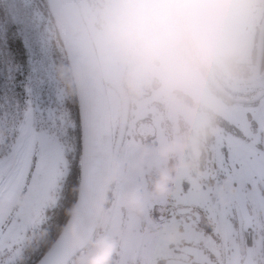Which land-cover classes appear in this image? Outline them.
I'll list each match as a JSON object with an SVG mask.
<instances>
[{
	"label": "clouds",
	"instance_id": "obj_1",
	"mask_svg": "<svg viewBox=\"0 0 264 264\" xmlns=\"http://www.w3.org/2000/svg\"><path fill=\"white\" fill-rule=\"evenodd\" d=\"M264 0H70L64 30L54 37L67 50L56 67L71 92L87 84L99 115L116 139L98 193H81L65 208L60 233L79 249L74 264H114L124 229L111 224L106 204L116 196L131 217L171 194L180 178L208 182L219 118L256 79L254 17ZM224 199L237 186L230 176L209 184ZM85 210L94 227L85 236ZM169 242L180 224H161Z\"/></svg>",
	"mask_w": 264,
	"mask_h": 264
},
{
	"label": "snow or ice",
	"instance_id": "obj_2",
	"mask_svg": "<svg viewBox=\"0 0 264 264\" xmlns=\"http://www.w3.org/2000/svg\"><path fill=\"white\" fill-rule=\"evenodd\" d=\"M46 8L0 0V264H71L64 209L112 149L88 102L51 73ZM211 152L210 182L230 176L237 191L221 199L210 182L181 181L153 208L184 231L168 264H264V95L221 123Z\"/></svg>",
	"mask_w": 264,
	"mask_h": 264
},
{
	"label": "flooded vegetation",
	"instance_id": "obj_3",
	"mask_svg": "<svg viewBox=\"0 0 264 264\" xmlns=\"http://www.w3.org/2000/svg\"><path fill=\"white\" fill-rule=\"evenodd\" d=\"M256 13H257V11H256ZM262 26H264V8H260L257 15H255V17H254L253 44H254V47L256 50V54L258 51L257 37H258V34L261 33ZM260 62L261 63H260V67L258 68V74H257L256 79L249 85L247 90L240 95V98L250 99L261 89L260 82H262L264 80V32H263V45H262ZM231 104H239V105H246L247 106L249 103L232 102ZM225 120H226V118L225 119L223 117L219 118L218 131L220 129L221 123ZM111 131H112V129H111ZM112 140L114 143L115 134L113 131H112ZM124 142H125V140L122 139L119 149L124 148ZM131 147L134 148V143L131 144ZM213 159H214V157H213L212 152H211V157H210V173L211 174L209 175V179H208L207 183L210 182V178L212 175V161H213ZM181 181H191V180L186 179V178H180L177 182V185ZM211 183H214V182H210L209 184H211ZM116 191L117 190L114 189L112 192L108 193L109 199H108V202L106 204V208L112 202V208L108 212L109 220H110L111 214L114 213V211H116L118 214V226L123 228L124 230L126 229V233L128 234L129 233L128 227L131 224L128 221V213L119 201H118V204L117 203L113 204V202L116 201V198H117V196H115ZM169 195L170 194H167V195H164L162 197H159L158 199H156L154 201H150L149 202L150 207H149V210L146 214H144L143 216H141L139 218L133 217L137 222V224H136L137 226L132 223L135 230H141L143 233H147L149 235L150 234L151 235H158L157 236V249H154L155 253H152L150 246H147L146 247V256H144L143 258L139 257L138 264H149L147 261V258L149 259L150 264H168V252L172 249L180 247L182 245L184 239H185L183 228L180 225L181 232H182L181 239L175 243L169 242V240L167 239L166 233L161 229V224H163L167 221H170V220L171 221H174V220L169 219V218L161 219L159 215H153V212H152L153 208H157L164 201V199ZM121 243H122V240H121ZM121 243H120V246H121ZM120 246L118 248L114 264H123L121 262V260L119 261V258H118ZM127 251H128V249H127ZM137 252L140 253L139 250H136V252L134 250H131L129 252H126V254L128 257L131 254H134Z\"/></svg>",
	"mask_w": 264,
	"mask_h": 264
},
{
	"label": "water",
	"instance_id": "obj_4",
	"mask_svg": "<svg viewBox=\"0 0 264 264\" xmlns=\"http://www.w3.org/2000/svg\"><path fill=\"white\" fill-rule=\"evenodd\" d=\"M47 1H48V5L50 8L52 18L54 20L55 30L59 29L60 31H63L64 30V22L66 20V17L68 15V11L70 8V0H47ZM263 32H264V26H262L261 33H259L258 37H257L258 51L256 54V77L258 74V68L260 67V63H261L260 60H261V51H262V45H263ZM63 50H64L65 57L67 60L68 52L64 47H63ZM260 86H261L260 91H258L252 98L243 99V98L239 97L234 102L250 103L255 98L264 95V80L262 82H260ZM74 89H75V94L77 96L84 98L88 102V104L92 108V110L95 112V114L103 121V123L106 126V129L109 133V136L111 138V142H112V149L104 157L103 163L88 178L82 179L81 185H79L77 187V189L81 193H98L102 190V186L98 183L97 177L102 172L103 168L105 167V165L108 161V158L112 155V153L114 151H117L119 149L122 139L117 140L116 136H115V140L113 143L111 127L107 124V122L97 112L96 101H95L91 91L89 90L87 84L84 82H80L79 84L74 85ZM77 195H78V193L76 192V195H75L76 198H77ZM93 227H94V215L90 211L85 210L83 215H82V220H81V231L85 236H87L91 233ZM60 235H61V233H60ZM61 237L63 239V243H64L65 247L71 253V258L74 257L76 255V253L79 251V249L72 246L70 241L65 236L61 235Z\"/></svg>",
	"mask_w": 264,
	"mask_h": 264
},
{
	"label": "rangeland",
	"instance_id": "obj_5",
	"mask_svg": "<svg viewBox=\"0 0 264 264\" xmlns=\"http://www.w3.org/2000/svg\"><path fill=\"white\" fill-rule=\"evenodd\" d=\"M259 10H260V8L258 7L257 13ZM257 13L255 15H257ZM45 36H46V41H47L49 51L51 53L50 38H49V35L46 32V30H45ZM50 70H51V73H52L53 77L55 78V80L59 83V80L56 76V69L54 68V62H53L52 58H50ZM59 85H60V83H59ZM60 87L62 89L61 85H60ZM244 107H246V105L230 104L227 107V110L220 117H223L224 119L225 118L228 119L234 113L241 111ZM132 143H133L132 141H125L124 142V148H125L126 152L125 151L122 152V155L128 156L131 154V151L133 150V148L131 147ZM118 201H119V199L116 198V201H114L113 204H115V203L118 204ZM107 208H108L107 210L109 212V210L112 208V202H111V204H109V206ZM128 221H129V223H131L130 226L128 227L129 233L127 234L126 229L124 230L122 243H121L120 250L118 253L119 261L121 260V262L123 264H124L125 259L127 258L126 252H129L131 250H134L136 252V250H139L140 251L139 257L143 258L144 256H146V247L147 246H150L152 253H155L154 249H157V236L158 235H151L150 234L151 235L150 236L147 233H143L141 230H135L132 223L136 225L137 222L133 217H131L129 215H128ZM110 222L113 225H118V214L116 211H114V213L111 214ZM127 249H128V251H127ZM147 261L150 264V261L148 258H147Z\"/></svg>",
	"mask_w": 264,
	"mask_h": 264
},
{
	"label": "trees",
	"instance_id": "obj_6",
	"mask_svg": "<svg viewBox=\"0 0 264 264\" xmlns=\"http://www.w3.org/2000/svg\"><path fill=\"white\" fill-rule=\"evenodd\" d=\"M44 2L47 4V8H46V12H45V30L46 32L48 33L49 35V38H50V47H51V54H52V59H53V62H54V68L56 69L57 65H59L60 63L62 62H67L66 60V57H65V53H64V50H63V47L61 45V43L58 42V40L54 37V32L56 31L55 30V27H54V20L52 18V15H51V12H50V8H49V5H48V1L47 0H44ZM56 76H57V72H56ZM58 78V76H57ZM59 80V79H58ZM59 83L60 85L62 86V90L67 93V94H75V89H73L71 92L60 82L59 80ZM76 95V94H75ZM78 187V186H77ZM75 187V188H77ZM73 191V190H72ZM74 192V191H73ZM75 195H76V192H74ZM71 204H69L68 206H70ZM67 206V207H68ZM65 207V208H67ZM65 210V209H64ZM66 217H65V213H64V220L61 224L64 223ZM60 224V225H61ZM59 225V226H60ZM58 231L60 232V227H58Z\"/></svg>",
	"mask_w": 264,
	"mask_h": 264
},
{
	"label": "built area",
	"instance_id": "obj_7",
	"mask_svg": "<svg viewBox=\"0 0 264 264\" xmlns=\"http://www.w3.org/2000/svg\"><path fill=\"white\" fill-rule=\"evenodd\" d=\"M78 253H79V251L76 253V255L74 257L71 258V264H74Z\"/></svg>",
	"mask_w": 264,
	"mask_h": 264
}]
</instances>
